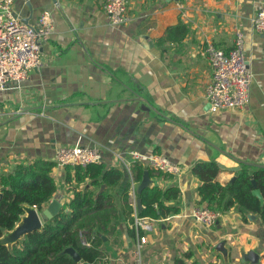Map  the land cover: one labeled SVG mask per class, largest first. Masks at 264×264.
Returning <instances> with one entry per match:
<instances>
[{
	"label": "crops",
	"instance_id": "crops-1",
	"mask_svg": "<svg viewBox=\"0 0 264 264\" xmlns=\"http://www.w3.org/2000/svg\"><path fill=\"white\" fill-rule=\"evenodd\" d=\"M128 1L130 21L112 26L105 0H14V14L26 24L36 25L49 11L52 31L41 46L42 67L20 87L0 92V172L18 163L54 162L57 148L75 145L97 149L101 164L121 171L112 191L118 216L100 237L99 264H251L244 259L249 252L264 264V224L257 214L232 207L212 227L192 218L199 181L191 172L196 163L215 162L217 181L225 185L241 168L231 157L264 165V34L252 29L263 0ZM180 22L187 35L167 38ZM237 32L253 74L249 105L211 114L205 48L227 53ZM129 151L163 155L182 168L176 177L155 173L148 186L177 188L178 199L169 203L177 214L136 223L141 181H133ZM51 177L52 199L62 209L73 197L65 170L54 167ZM126 184L133 223L123 213ZM89 187L86 181L79 189ZM141 237L146 241L138 252ZM220 243L224 255L215 249Z\"/></svg>",
	"mask_w": 264,
	"mask_h": 264
},
{
	"label": "trees",
	"instance_id": "trees-1",
	"mask_svg": "<svg viewBox=\"0 0 264 264\" xmlns=\"http://www.w3.org/2000/svg\"><path fill=\"white\" fill-rule=\"evenodd\" d=\"M187 35L188 30L181 22L167 33V38L176 40ZM161 44L163 40H159ZM54 162L36 160L18 163L10 172H0V238L5 232L13 230L21 221L26 207L44 208L57 191L51 171ZM65 183L73 193L71 200L50 220L44 221L42 229L25 235L11 247L0 243V264H99L103 253L99 249L101 236H107L112 222L117 218L112 191L120 185L123 174L117 168L103 164L65 167ZM133 181L140 182L148 172L153 178L155 173L143 164L131 165ZM198 179L197 195L199 206L212 211L225 213L232 207L240 213L257 214L264 224V204L260 205L251 193L252 181L264 199V168L241 164L235 179L225 185L217 181L220 168L215 162H199L192 169ZM158 175V174H157ZM162 175V174H159ZM164 176V175H162ZM89 181V189L80 190V185ZM102 187H104L102 189ZM126 184L122 194L123 213L133 223V209L128 200ZM179 190L175 187L160 189L148 187L139 195L141 210L139 219L158 220L177 214L179 209L169 203L178 199ZM83 237L89 246L81 244ZM73 249L80 258L75 262L65 252ZM176 264H184L177 260ZM196 264V263H194Z\"/></svg>",
	"mask_w": 264,
	"mask_h": 264
},
{
	"label": "built area",
	"instance_id": "built-area-1",
	"mask_svg": "<svg viewBox=\"0 0 264 264\" xmlns=\"http://www.w3.org/2000/svg\"><path fill=\"white\" fill-rule=\"evenodd\" d=\"M14 0H0V92L9 87H20L33 70L43 65L41 46L52 31V17L49 11H43L36 25L21 22L14 14ZM105 14L112 26H121L130 21L128 0H105ZM254 32L264 34V0L252 19ZM242 34L237 32L233 48L224 52L211 44L205 48L212 77L206 87L205 97L211 114L223 110H241L249 105L250 86L253 79L251 68L246 60ZM130 167L132 163L147 166L156 174L179 176L182 168L163 155L146 156L138 151L126 153ZM102 162L101 153L95 149L80 145L59 147L54 156L55 167L98 165ZM134 183H131L133 191ZM35 208V207H33ZM221 217V213L204 206L194 208L192 218L205 227H212ZM141 225L148 219L135 217ZM145 238L139 239L138 252ZM81 244L89 243L81 237ZM138 263V261H136Z\"/></svg>",
	"mask_w": 264,
	"mask_h": 264
},
{
	"label": "water",
	"instance_id": "water-1",
	"mask_svg": "<svg viewBox=\"0 0 264 264\" xmlns=\"http://www.w3.org/2000/svg\"><path fill=\"white\" fill-rule=\"evenodd\" d=\"M178 1V0H173ZM232 160L237 162L238 164H246L251 167L255 168H264L263 164H254V163H245L241 162L239 160L234 159L231 157ZM233 181V180H232ZM151 184V180L149 178L148 172H145L143 174V177L141 179L140 184L137 187V194L140 195L144 189H146ZM252 195L257 198L260 205L264 204V199L261 194V192L257 189V186L254 181H252ZM2 188L0 187V191ZM137 207L138 210L141 209V201L137 200ZM32 208V207H31ZM26 209V208H25ZM61 210V205L56 199H51L50 202L43 208V209H36L32 208L29 211H25L22 216L21 221L19 224L11 231L5 232L3 236L0 238V243H4L6 246L11 247L13 244H15L20 239H23L25 235L31 234L33 232L40 231L42 228V223L44 221L50 220L53 217H55ZM224 244L220 243L218 246L215 247V249H218V251L224 255L226 254V251L222 247ZM222 247V248H221ZM66 253H68L75 262H80V258L77 255V253L71 249L68 248L65 250ZM244 259H247L251 264H258V257L255 253L249 252L247 255L244 256Z\"/></svg>",
	"mask_w": 264,
	"mask_h": 264
}]
</instances>
